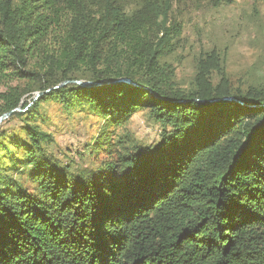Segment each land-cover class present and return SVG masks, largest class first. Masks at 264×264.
Listing matches in <instances>:
<instances>
[{"label": "trees", "instance_id": "1", "mask_svg": "<svg viewBox=\"0 0 264 264\" xmlns=\"http://www.w3.org/2000/svg\"><path fill=\"white\" fill-rule=\"evenodd\" d=\"M126 7L0 0V117L43 93L28 117L10 114L24 119L23 140L0 142V264H264V86L233 89L212 52L180 89L161 64L181 33L173 0ZM121 78L135 85L73 83ZM44 101L112 124L147 110L159 140L74 168L48 155L51 137L32 123Z\"/></svg>", "mask_w": 264, "mask_h": 264}, {"label": "rangeland", "instance_id": "2", "mask_svg": "<svg viewBox=\"0 0 264 264\" xmlns=\"http://www.w3.org/2000/svg\"><path fill=\"white\" fill-rule=\"evenodd\" d=\"M143 1L127 0L126 9H137ZM169 23L178 25L181 33L174 53L161 59V64L174 71L180 89H191L198 60L212 52L219 57L233 89L264 86V0H232L218 7L210 0H173ZM217 80L213 76V81ZM38 93L32 91L22 98L19 109L23 118L30 113L26 114L28 108L24 106L39 100L43 93L35 99ZM37 113L32 123L51 137L46 146L48 155L64 164L70 160L78 169L118 160L129 149L154 145L159 140L160 127L147 110L119 124L104 122L79 106L68 111L58 101H44ZM23 118L9 116L0 122V142L23 140ZM7 148L11 152L8 157L21 154ZM2 165L4 169L10 166L7 160ZM6 175L20 183L26 181L14 171Z\"/></svg>", "mask_w": 264, "mask_h": 264}, {"label": "water", "instance_id": "3", "mask_svg": "<svg viewBox=\"0 0 264 264\" xmlns=\"http://www.w3.org/2000/svg\"><path fill=\"white\" fill-rule=\"evenodd\" d=\"M73 83L79 85V86H84V87H94V86H101V85H104V84H117V83H127V84H131V85H135L134 83L131 82L130 79H127V78H121V79H117V80H114V81H102L100 83H93V82H90V81H73ZM66 84V82L60 84L59 86H62ZM57 86V87H59ZM55 87V88H57ZM46 93V92H45ZM42 93H38L36 96H35V99ZM224 100H234L233 98H224ZM22 110H20L19 108H16L6 114H3L1 117H0V122L3 120V119H6L7 117L10 116V114H12L13 112H20Z\"/></svg>", "mask_w": 264, "mask_h": 264}]
</instances>
